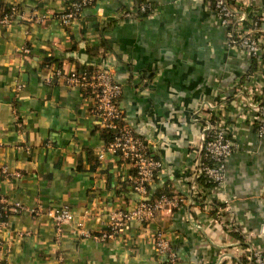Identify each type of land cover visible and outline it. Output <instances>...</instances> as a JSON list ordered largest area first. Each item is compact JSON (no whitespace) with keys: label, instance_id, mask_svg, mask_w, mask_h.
<instances>
[{"label":"crops","instance_id":"1","mask_svg":"<svg viewBox=\"0 0 264 264\" xmlns=\"http://www.w3.org/2000/svg\"><path fill=\"white\" fill-rule=\"evenodd\" d=\"M69 1L0 0L48 16L38 23L16 18L0 27V166L21 171L18 178L0 181V193L28 208L68 206L73 213L60 237L45 215L11 213L0 228V259L9 264H236L247 260L251 245L264 250V138L256 137L255 119L242 101L264 97V56L253 58L229 45L226 28L204 0H93L65 27L56 15ZM230 1L261 17L263 26L264 0ZM142 2L152 10L139 12ZM126 11L132 15H123ZM103 65L122 86L123 123L162 162L149 197L191 195L194 202L188 210H165L150 223L126 222L115 237L98 242L80 238L76 229L81 223L98 233L113 212L138 200L130 184L134 168L117 154L99 158L105 134L93 93L46 78L49 67L70 71ZM255 69L258 74L247 78ZM208 118L220 123L235 145L225 161V186L211 191L196 174L198 135ZM221 195L232 202L250 242L215 219ZM156 227L169 237L177 261L156 252ZM21 231L28 234L17 236Z\"/></svg>","mask_w":264,"mask_h":264},{"label":"built area","instance_id":"2","mask_svg":"<svg viewBox=\"0 0 264 264\" xmlns=\"http://www.w3.org/2000/svg\"><path fill=\"white\" fill-rule=\"evenodd\" d=\"M213 8L219 22L226 28L227 42L244 48L253 58H258L264 49V39L260 35L263 32L261 18L252 17L246 10L241 9L230 0H204ZM93 0H71L66 9L56 15L57 20L65 27H69L79 19L82 9L92 4ZM152 10L149 3L139 4L138 11L145 12ZM125 16L132 15L131 12L123 13ZM46 14L38 11L24 12L17 5H11L7 11L0 13V27L11 25L14 19H25L30 23H38L47 18ZM28 52L27 47L21 49ZM258 70H253L247 75L251 78L258 74ZM46 81L48 83H59L66 88H79L89 90L93 93L94 113L100 121L103 131L112 134V138L105 143L99 151V158H103L105 153L117 154L127 161L134 168V174L130 178L133 192L138 196V200L127 209L113 212L110 215L106 228L98 233H90L82 227L80 223L75 234L80 238H92L98 242H103L115 237L120 228L129 221L140 223L152 222L156 215L165 211L186 206L187 210L193 204L191 195L184 197L181 195L160 194L156 198L149 197V187L156 174L162 167L159 159L151 157L145 140L133 132V130L123 123L122 111L118 104V99L122 93V86L117 83L108 68L95 67L91 70L74 69L65 71L60 67H49ZM245 108L253 114L256 122L255 133L259 139L264 138V97L250 98L244 100ZM214 106L207 105L210 111ZM20 126V125H18ZM200 142L199 157L196 174L205 178V181L213 185L208 188H223L225 186V161L227 156L233 151L235 145L227 136L220 123L210 118L206 119L198 135ZM21 176V171H9L0 166V181L4 178L13 179ZM213 193V191H212ZM11 213H30L34 216L45 215L52 220L55 226L56 236L60 237L63 229L70 225L73 213L68 206L59 208H43L37 205L28 208L12 201L7 196L0 193V217L8 216ZM215 219L220 225L230 233L237 234L241 238L250 242V238L244 233L243 227L233 209L232 202L221 195L219 204L215 207ZM188 219L193 227L199 225L189 216ZM6 225V221L0 220V228ZM25 231L17 233L22 237L27 235ZM152 243L157 253L166 255L169 262L178 260L169 237L160 227L152 233ZM0 264H9L7 260L0 259ZM236 264H264V250L251 245L250 253L245 262L237 261Z\"/></svg>","mask_w":264,"mask_h":264},{"label":"trees","instance_id":"3","mask_svg":"<svg viewBox=\"0 0 264 264\" xmlns=\"http://www.w3.org/2000/svg\"><path fill=\"white\" fill-rule=\"evenodd\" d=\"M70 2V1H69ZM68 2V3H69ZM68 3L66 4V7H67V5H68ZM142 3H147V2H142ZM141 4V3H140ZM11 5H9V4H4V3H0V13H2L3 11H7L8 10V8L10 7ZM66 7H65V9H66ZM64 9V10H65ZM148 12L150 11V10H147ZM147 11H145V13L147 12ZM140 12V11H139ZM141 13H144V12H141ZM260 18L261 17H259L258 16V19L260 20ZM260 37H261V39H264V33H262L261 35H260ZM262 52H264V49L262 50ZM260 55H263V53L262 54H260ZM106 132V131H105ZM104 131H103V134H105V137H104V143H107L111 138H112V134H110V133H108V132H106L105 133ZM201 179H202V181L204 182V184H205V186L206 187H211L213 184L211 183V182H207V181H205V178L204 177H202L201 176ZM160 194H158L157 196H153V197H151V198H156V197H158ZM214 213H215V211H214ZM213 214V213H212ZM10 215V214H9ZM8 215V216H9ZM6 219H7V216H3V214H2V216L0 217V220H3V221H6ZM237 235V234H236ZM241 237V236H240Z\"/></svg>","mask_w":264,"mask_h":264},{"label":"water","instance_id":"4","mask_svg":"<svg viewBox=\"0 0 264 264\" xmlns=\"http://www.w3.org/2000/svg\"><path fill=\"white\" fill-rule=\"evenodd\" d=\"M262 28L264 29V23H263ZM96 65H100V62L98 61V62L96 63ZM99 67H100V66H99ZM101 67L104 68L105 66L103 65V66H101Z\"/></svg>","mask_w":264,"mask_h":264}]
</instances>
